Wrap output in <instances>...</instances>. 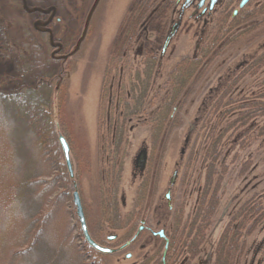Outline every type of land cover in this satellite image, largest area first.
Segmentation results:
<instances>
[{"label": "rangeland", "instance_id": "obj_1", "mask_svg": "<svg viewBox=\"0 0 264 264\" xmlns=\"http://www.w3.org/2000/svg\"><path fill=\"white\" fill-rule=\"evenodd\" d=\"M16 1L18 0H0V82L9 79L5 84L6 89H15L19 86L17 82H22L18 76L24 77V81H28L34 73L51 76L48 78L51 85L49 97L55 128L60 131L58 137L63 136L69 146L73 172L70 192L73 191L74 181L89 235L97 242L115 247L116 241L107 239V236L121 237L127 233L132 236L141 219L145 220L150 231L155 232L159 229L156 222L160 220L171 227L179 214L182 217L180 231H185L182 224L193 213L202 193L206 170H209L202 150L209 142L206 138L208 132L222 116L219 115L222 105L228 99L238 101L245 97L259 96L264 90V64L247 70V66L264 53V9L222 36L220 43L208 55L206 65L198 69L183 91L175 106L176 118L172 116L157 134L158 140L154 147L150 144L151 124L144 119L158 106L168 73L182 58L198 55V48L216 34L217 20L221 18L219 12L229 10L227 15L230 12L232 15V12L238 11L240 0L229 5H225L227 0H220V4L216 3L211 10L208 9L207 1L197 7L198 0L186 4L185 0H170L171 4L176 1L175 12L165 28L166 34L170 33L172 27L178 26L172 31L164 51L166 35L163 38L157 37L150 31L137 39L130 53L131 60L137 59L142 47L147 44H151L157 51L161 48L163 52L160 67L143 105L147 115L143 112L125 123L127 143L119 145L115 151L117 155L123 156L116 191L121 215L132 210L136 187L146 175L149 184L143 205L133 216L129 226L111 229L104 225L102 232L96 234L100 204L104 188H107L102 183V171L108 166L106 156L113 155L115 150L108 146V133L104 124L109 109L106 100L102 98L103 73L122 20L135 0H69L76 19L70 18L61 10L57 14L53 0H24V7L28 10L36 9L34 13L25 12L26 9L17 6ZM161 1L154 2L151 10L154 14ZM259 3L251 0L249 5L255 7ZM44 11H48L46 15ZM51 11L54 12L51 14ZM156 22L155 26L158 28V24L161 22L162 25L164 19L158 17ZM24 26L33 31V34H24L29 38L26 40L27 50L23 54L17 49V45L24 42ZM36 28L52 30L51 46L46 48V52L53 54L59 61L42 64L40 58L43 51L34 50V40L31 38L38 31ZM27 70L30 76L26 73ZM239 75L241 77L232 83ZM223 94L220 109L217 108L216 114H213V107ZM3 111L4 107L0 109L1 115H4ZM229 118L231 120L232 115L222 116L221 126ZM259 120L249 122L258 125L261 124ZM24 130L23 126L12 129L11 137L18 141H28L24 137ZM236 134L221 139L216 166L218 172L222 170L221 165L226 169L220 180L218 203L210 225L204 232L199 254L190 264H211L214 246L227 222L244 202L264 190V149L261 147L264 138L255 136L252 140L241 141L237 140ZM29 147L31 150H27L28 156L23 148L22 151L16 150V154L23 158L24 170L32 168V159H36L35 152L32 153L34 147L30 143ZM139 152L144 154V166L141 170L137 164ZM29 153L33 154L32 159L29 158ZM171 179L173 183L169 185ZM168 189L170 193L167 201L164 195ZM168 203L171 209H168ZM132 224H135L133 229ZM78 226L77 217H67L63 232L73 237L77 235ZM150 231H143L137 241L120 251L103 255L104 263L140 262L150 245L158 240V236H153ZM243 238L245 250L238 264H264V219ZM47 244L43 242L42 249L37 248L33 264L44 261L57 264L61 259L60 254L50 255L53 252ZM142 245L145 247L142 248Z\"/></svg>", "mask_w": 264, "mask_h": 264}, {"label": "trees", "instance_id": "obj_2", "mask_svg": "<svg viewBox=\"0 0 264 264\" xmlns=\"http://www.w3.org/2000/svg\"><path fill=\"white\" fill-rule=\"evenodd\" d=\"M155 1L135 0L122 20L103 73L102 98L106 100L109 109L104 124L108 133V146L115 150L113 155L106 156L108 166L102 171V183L107 188H104L99 220L104 221L106 227L111 229L123 228L134 216V209L124 216L119 211L116 191L123 156L117 155L115 151L118 150L119 145L127 143L125 123L143 112L147 115L143 105L151 82L160 67L163 51L161 48L157 51L151 44H147L142 47L138 58L134 61L131 60L130 53L142 34L145 36L151 31L157 37L163 38L166 35V39L178 26L177 24L172 27L170 33L166 34L165 28L175 12L176 1L171 4L170 0H162L154 14L151 10ZM234 1L227 0L225 5ZM250 1L239 8L236 14L232 12L231 15L230 12L227 15L229 10H221L219 12L221 18L218 17L216 34L212 39L198 48L197 56L182 58L168 73L162 86L158 106L151 111L149 117L147 115L144 119L146 123L151 124L152 147L158 140L157 134L159 135L169 119L172 116L176 118L175 106L180 101L183 91L191 83L198 69L206 65L208 55L220 43L222 36L264 9V0H252L260 2L255 7H250ZM220 2L218 0L217 4ZM16 5L22 7L21 4L19 5V0L16 1ZM53 5L57 14H60L61 10L70 18H75L69 0H53ZM158 17L164 19V22L162 25L160 22L156 28ZM25 28L27 27L24 26L23 30L26 32L23 35L33 34V31ZM36 30L38 31L34 32L31 38L34 40V50L43 51L40 58L42 64L59 61L53 54L46 52V48L49 49L51 46L52 30L39 28ZM27 38L29 37L24 35L22 39L24 42L17 45V49L23 54L28 47ZM263 60L264 53L253 60L247 66V70L255 65L262 67ZM26 73L30 76L28 70ZM18 77L22 82H17L19 86L15 89H6L5 84L10 81L9 79L0 82V109L4 107V115L0 114V264L35 263L37 248L42 249L43 242L48 243L47 246L53 252L50 255H61L57 264H105L102 254L86 243L79 226L77 235L73 237L63 232L67 217L76 219V216L70 192L71 179L58 141L60 131L55 128L52 116L49 97L51 85L48 79L51 76L34 73L28 81H24V77ZM240 77L237 76L232 83ZM223 96L224 94L216 101L213 114H216L217 108L220 109ZM222 107L219 115H232V118L231 120L229 118L230 121L226 119V124L221 126V116L207 134L206 138L209 142L202 150V155L209 170H206L202 193L193 213L183 224L187 232L180 231L181 214L174 220L175 228L167 253V256L173 253L170 260H176L182 253L190 261L199 253L204 232L210 225L218 203L220 180L226 169L221 165L222 170L218 172L216 166L221 151V139L235 133L237 140L241 141L252 140L255 136L264 138V90L259 96L245 97L238 101L228 99ZM254 119H260L261 124L249 122ZM19 126L24 127L23 134L29 142L18 141L11 137V130ZM29 143L34 147L32 153L35 152L36 159H32L34 156L29 153V158L34 164L32 168L24 170L23 158L16 154V150L22 151L23 148L26 153L27 150H31ZM261 147L264 149V141ZM26 154L28 156V152ZM147 181L148 179L144 178L136 187L133 208L142 205ZM262 219H264V190L244 202L227 222L214 246L211 264H238L245 250L243 237L255 230ZM170 260L167 258L166 264H170ZM151 261L152 258L143 259L138 264H149ZM188 261L185 264H188ZM41 264H49V262L44 261ZM152 264H161V262L156 261Z\"/></svg>", "mask_w": 264, "mask_h": 264}, {"label": "flooded vegetation", "instance_id": "obj_3", "mask_svg": "<svg viewBox=\"0 0 264 264\" xmlns=\"http://www.w3.org/2000/svg\"><path fill=\"white\" fill-rule=\"evenodd\" d=\"M21 2V5L22 7H24V0H19ZM191 1H194V0H191ZM25 8V7H24ZM25 12H32L34 13L36 11V9L32 8V10H28L27 8H25ZM48 12V11H46ZM45 11L43 12L44 14L46 13ZM54 11H51V14L53 13ZM50 14V13H49ZM46 15V14H45ZM51 18V17H50ZM38 24H36L35 26L37 27ZM43 25L46 26V24L44 23ZM140 153V152H139ZM143 154V153H142ZM144 163V155H141L138 154L137 155V164L141 170V167L144 166L143 165ZM144 178H147L148 181H147V184H149V178L148 176L146 175ZM143 178V179H144ZM143 179L141 181H143ZM141 181L138 183V185L141 183ZM173 183V180L171 179L170 182H169V185H171ZM147 190V189H146ZM169 193H170V190L168 189L167 192L165 193V199L168 201L169 200ZM143 205V203H142ZM141 205V206H142ZM134 206V205H133ZM141 206H138V207H132V209H134V216L137 214L138 210L141 209ZM168 206V209H171V205L168 203L167 204ZM132 222V221H131ZM130 222V223H131ZM182 222V221H181ZM98 223L97 224V228H96V234L98 233H101L102 232V228L103 226L105 225V222L104 221H101V220H98ZM130 223H128L127 225L129 226ZM126 225V226H127ZM134 225L135 224H132L131 227L132 229L134 228ZM183 225V224H182ZM156 226L159 227L158 231H150V228L146 227L145 225V220L144 219H141L140 220V225L137 227L136 229V232L134 233V235L130 236V234H126L124 236H121V237H117L116 235H111V236H107V239L109 240H115L116 241V246H110L109 244H104L102 242H97L95 241L90 235V238L97 244H99L100 246H103V247H107V248H110L112 251L109 252V253H101L99 252L100 254L105 255V254H113L117 251H120V249L126 247V246H129L130 244L134 243L135 241L138 240L139 236L141 235V233L143 231H150L151 234L153 236H158L156 239H158L155 243H152L150 245V248L143 254V256L141 257L143 259H149V258H152V261L149 263V264H152V263H155L156 261H160L161 264H166V259L168 258L169 260L171 259V254L173 253H169V255L167 256V253H168V250L170 248V243L172 241V232H173V229L175 228V223H173L171 225V227L166 224L165 222H161L160 220L158 222H156ZM87 227V226H86ZM122 229V228H121ZM81 231V230H80ZM88 231V230H87ZM129 231L131 232V230L129 229ZM128 231V232H129ZM98 232V233H97ZM129 232V233H130ZM89 234V233H88ZM87 243V242H86ZM88 244V243H87ZM89 245V244H88ZM90 246V245H89ZM91 247V246H90ZM142 248L145 247V245H142L141 246ZM95 250V249H94ZM200 250V249H199ZM96 251V250H95ZM98 252V251H96ZM199 254V253H198ZM128 257V255H127ZM197 256H195L194 258H196ZM193 258V259H194ZM191 259L190 261H188V258L186 255L182 254L179 256V258L177 257L176 260H170V264H185L187 261H188V264L191 263V261L193 260ZM140 260V261H141ZM139 263V262H138ZM136 263V264H138Z\"/></svg>", "mask_w": 264, "mask_h": 264}, {"label": "water", "instance_id": "obj_4", "mask_svg": "<svg viewBox=\"0 0 264 264\" xmlns=\"http://www.w3.org/2000/svg\"><path fill=\"white\" fill-rule=\"evenodd\" d=\"M191 0H185V4L188 3ZM208 2V9H212L214 7V5L218 2V0H198L197 3V7H201L205 2ZM249 0H240L239 4H238V8H242ZM237 11H234V14ZM173 32H171V34L169 36H167V38L165 39L164 45H163V51L166 48L170 37L172 36ZM58 141H59V145L63 154V158H64V162L68 171V175L69 178L72 180L73 179V172H72V166H71V162H70V158H69V146L65 140V138L63 136H59L58 137ZM141 155H144L141 153ZM143 168V166L141 167V169ZM176 173L174 172L173 175H175ZM173 180V179H172ZM73 185V191L71 193L72 196V203L73 206L75 208V215L77 217L78 223H79V228L81 230V234L83 236V238L85 239V241L96 251L101 252V253H109L112 250L110 248L107 247H103L100 246L99 244L95 243L89 236L88 231H87V227H86V222H85V217H84V213H83V209H82V205H81V201H80V197H79V193L77 191V187L75 182L73 181L72 183Z\"/></svg>", "mask_w": 264, "mask_h": 264}]
</instances>
